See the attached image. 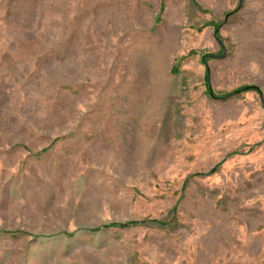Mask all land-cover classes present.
I'll use <instances>...</instances> for the list:
<instances>
[{
	"label": "rangeland",
	"instance_id": "rangeland-1",
	"mask_svg": "<svg viewBox=\"0 0 264 264\" xmlns=\"http://www.w3.org/2000/svg\"><path fill=\"white\" fill-rule=\"evenodd\" d=\"M0 264H264V0H0Z\"/></svg>",
	"mask_w": 264,
	"mask_h": 264
}]
</instances>
